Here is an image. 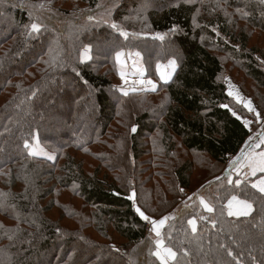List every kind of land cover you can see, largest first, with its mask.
<instances>
[{
    "label": "trees",
    "instance_id": "trees-1",
    "mask_svg": "<svg viewBox=\"0 0 264 264\" xmlns=\"http://www.w3.org/2000/svg\"><path fill=\"white\" fill-rule=\"evenodd\" d=\"M124 49L152 75L171 59L177 71L123 96ZM227 72L264 119V0H0V264H162L132 193L148 216L169 217L171 264H264V193L251 178L219 185L251 137L233 112L260 126ZM36 137L53 161L25 147ZM199 190L212 213H177ZM233 196L250 215L228 214Z\"/></svg>",
    "mask_w": 264,
    "mask_h": 264
},
{
    "label": "rangeland",
    "instance_id": "rangeland-1",
    "mask_svg": "<svg viewBox=\"0 0 264 264\" xmlns=\"http://www.w3.org/2000/svg\"><path fill=\"white\" fill-rule=\"evenodd\" d=\"M153 1H154V3H157L158 0H153ZM105 4H106V1H105ZM84 9H87V5L81 4L80 10L82 11ZM93 16L94 15H90L88 18L91 19V18H93ZM98 17H99V19H100V17H102L101 19H103V21L105 23H109L108 16H106L105 13L99 14ZM85 49H88L87 53H85ZM81 54H82L81 58H82L83 62L89 61L91 59L90 47L84 48ZM118 54H119V56H118ZM118 54L116 56V59H117V69H118L119 81L117 83H115L116 84L115 87L120 92V94L123 96L140 95V94H147V93L156 92L158 90L160 83L165 84V83H168L172 80V78L175 75V72L177 71V68H178V62L175 59H171V60L166 61V62L158 63L156 65V70L154 71V73L152 75L150 72H148L146 63L143 60V53L142 52L137 51V50L134 51V50H130V49H124L121 52H119ZM85 56H87L89 58H85ZM170 62H174V65ZM162 77H164V78L162 79ZM149 81H151V84L149 83ZM224 81L227 85L228 93H230V92L232 93L231 95L230 94L229 95L231 96V98H233L235 103L240 105L241 107L247 109V111L251 115L256 117L260 122V126L258 127V129L254 130L251 128V123L247 120L246 117L243 116L242 113H240V111L237 110V111L233 112V113H235V115L238 116V118H240L248 126V128L251 131L252 136L247 141V144L244 146L243 151H251V150H256V149L261 151V149L264 145V143H262V140H264V119L260 117L259 112H258V108L255 105V103L252 102L250 100V98H248L244 93H242L241 88L239 87V85L236 82H234L232 80V78L228 72L225 73ZM153 85H155L154 90H153ZM125 92L127 93V95H125ZM248 102L251 103V107L254 109V111H250L249 107L245 106L246 104H248ZM35 139L36 140H34L32 145L29 146L30 153L33 150H36L39 154H36L34 156L41 157V158H47V159H49V156H51L52 159H49V160L53 161L55 159V155H54L55 153L47 151V149H44L43 146H41V144L39 143L38 137H36ZM37 145L39 146L38 148H37ZM39 149H43V152L40 153ZM238 155L236 157H232L230 159L229 165L227 168V170H228L227 175H225V177H223L224 179L221 181V183L219 185H224L228 181L232 182V181H234V179L236 180V183L239 184L242 181L248 179V176L246 175V173L244 171H246V166H245L246 164L245 163H246V161H248L249 157H246V158L243 157L244 154H242V153L239 156ZM230 170H233V171H230ZM261 177H263V176L261 175L258 178L253 179V180L259 181V179ZM260 181H262V180H260ZM214 189H215V185H213L210 189H208L212 193V195H213ZM200 191H202V190L196 191L195 193L184 194L185 196L182 199V202H184L187 198L188 199L184 203H182V205L180 204L181 206H178L179 209L177 210V213L183 212V211H188L192 207L198 208V206H201L200 205V202H201L200 197L197 195L200 193H201V196L206 199L204 204H206L208 207L212 208L211 202L209 199L210 194H208V192H206V191L205 192H200ZM190 195H192V196H190ZM131 197H132V200L136 203V207L138 208L136 195L134 193H132ZM238 199H240V198H238ZM240 200H242V199H240ZM202 207L204 208L205 212H207L206 207H204V205ZM227 209H228V207H227ZM140 211H142V210L140 209ZM252 211H253V207H252ZM207 213H210V212H207ZM144 215L148 216L145 213H144ZM148 217H149V219L146 220V222L148 223V228H149V226H153L152 221L158 222V220L161 219V218H152L150 216H148Z\"/></svg>",
    "mask_w": 264,
    "mask_h": 264
},
{
    "label": "snow or ice",
    "instance_id": "snow-or-ice-1",
    "mask_svg": "<svg viewBox=\"0 0 264 264\" xmlns=\"http://www.w3.org/2000/svg\"><path fill=\"white\" fill-rule=\"evenodd\" d=\"M41 7H43V5H41ZM113 28H117L118 26L113 24L112 25ZM31 28V31L32 32H38L40 30V27L38 24L36 23H33L31 24L30 26ZM122 35H127V33H124L122 32L121 33ZM162 38V37H161ZM88 52V49H85V53ZM119 56V54H118ZM85 58H89L87 56H85ZM174 65V62H170ZM123 78V77H122ZM164 77H162L163 79ZM149 83L151 84V81H149ZM155 89V85H153V90ZM230 95L232 94L231 92L229 93ZM125 95H127V93L125 92ZM245 106L249 107V110L250 111H254V109L251 107V103L248 102V104H246ZM227 107V106H225ZM233 115H235V113H233ZM133 131H135V129H133ZM262 143H264V140H262ZM25 147H29L27 144L25 145ZM39 146L37 145V148ZM39 152L42 153L43 152V149H39ZM30 154L32 155H36V154H39L36 150H33ZM49 159H52L51 156H49ZM261 171V172H264V153H261L260 154V160L257 162L256 166L253 167V174H255V171L257 170ZM231 183V181H230ZM253 188H257L261 193H264V180L260 181L259 184H253L252 185ZM132 197H130L131 199ZM232 201H235L241 208L240 211H237V212H232L230 211L229 212V215H249L251 210H252V205L250 203H248L246 200H239L237 197L233 196L232 197ZM232 201L229 202V207L231 208L232 206ZM201 203H204L203 201H201ZM205 207L207 208V210L209 212L212 211V208L211 207H208L206 204H205ZM136 211L139 213V215L144 219V220H148L149 217L144 215V213L142 211H140L139 208H136ZM167 219V217H165L164 219L160 220L159 222L157 221H152V224H153V231L156 232V235L157 236H160V231H159V227L162 226L165 222V220ZM190 223L193 225V231H195V222L194 221H190ZM157 247L158 249H162L163 248V242L162 241H157ZM163 255L161 254V251L158 250L157 252L154 253V255H156L157 257H159L162 261V264H167V261L169 259H175L176 257V253L172 251V249L170 248H166V249H163ZM229 255H232L231 252L228 253Z\"/></svg>",
    "mask_w": 264,
    "mask_h": 264
},
{
    "label": "crops",
    "instance_id": "crops-1",
    "mask_svg": "<svg viewBox=\"0 0 264 264\" xmlns=\"http://www.w3.org/2000/svg\"><path fill=\"white\" fill-rule=\"evenodd\" d=\"M252 136V135H251ZM251 138V137H250ZM247 144V143H246ZM245 144V145H246ZM244 145V146H245ZM244 148V147H243ZM244 154L243 155V157H249L248 158V161H246V171H244L245 173H246V175L248 176V179L249 178H251V180H252V183H254V184H259L260 183V180H264V172H261V171H259L258 170V168H257V170L255 171V174H253V167H255L256 166V164H257V162L260 160V154L261 153H264L263 151H262V149H261V151L260 150H251V151H243V149H242V151L240 152V154ZM239 154V155H240ZM238 155V156H239ZM230 171H233V170H230ZM227 172H228V170H227ZM261 175H263V177H261L260 179H259V181H254L253 179H256V178H258V176H261ZM212 187V185L211 186H209V188L208 189H210ZM207 190V189H206ZM205 190V191H206ZM205 191H203V192H205ZM199 197H200V200L201 201H203V202H205V200L203 199V197L201 196V193L200 194H197ZM190 196H192V195H190ZM188 199V198H187ZM186 199V200H187ZM185 200V199H184ZM183 200V201H184ZM185 200V201H186ZM240 200V199H239ZM184 201V202H185ZM230 201H232V199L230 200ZM229 201V202H230ZM184 202H181V205H182V203H184ZM229 202H228V204H227V207H228V213L230 212V211H232V212H237V211H240L241 210V208H240V206L235 202V201H232V206H231V208L229 207ZM200 205H201V207L204 205V207H205V204L204 203H201L200 202ZM203 208V207H202ZM204 209V208H203ZM206 211L207 212H209L208 210H207V208H206ZM251 212H252V210H251ZM251 212H250V214H251ZM210 213H212V211L210 212ZM249 214V215H250ZM231 217H241V216H245V215H239V216H237V215H230ZM246 216H248V215H246ZM167 217V216H166ZM165 217H163V218H161V219H159L158 220V222L160 221V220H162V219H164ZM168 217H167V219L165 220V222H164V224L162 225V226H160L159 227V231H160V236H157L156 235V232L155 231H153V226H149V231H150V233L151 234H153L154 235V237L157 239V241H162V233H163V230H164V228L166 227V225L168 224ZM146 221V220H145ZM190 221H194L195 222V231L194 232H196L197 231V228H198V220H196V219H192V220H190ZM190 221H189V225H190V227H191V229L193 230V225L190 223ZM167 247H165V245H164V243H163V248L162 249H158L157 248V251L158 250H160L161 251V254L163 255L164 253H163V249H166ZM156 251V252H157ZM160 261H161V259L159 258V257H157ZM173 260L174 259H169L168 261H167V264H171L172 262H173ZM162 262V261H161Z\"/></svg>",
    "mask_w": 264,
    "mask_h": 264
}]
</instances>
